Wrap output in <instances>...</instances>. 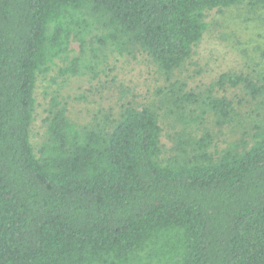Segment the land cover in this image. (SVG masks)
<instances>
[{
	"label": "trees",
	"instance_id": "trees-1",
	"mask_svg": "<svg viewBox=\"0 0 264 264\" xmlns=\"http://www.w3.org/2000/svg\"><path fill=\"white\" fill-rule=\"evenodd\" d=\"M244 3L264 7L0 0V264H264V118L217 159L212 135L195 137L209 117L224 127L236 116L214 88L241 87L256 100L264 85L225 73L196 94L176 81L159 91V106L83 127L52 97L44 141L30 138L37 80L68 59L71 42L81 51L61 76L96 75L109 54L140 53L169 80L201 41L206 13ZM159 109L184 133L167 159Z\"/></svg>",
	"mask_w": 264,
	"mask_h": 264
},
{
	"label": "rangeland",
	"instance_id": "rangeland-1",
	"mask_svg": "<svg viewBox=\"0 0 264 264\" xmlns=\"http://www.w3.org/2000/svg\"><path fill=\"white\" fill-rule=\"evenodd\" d=\"M207 30L194 47L191 59L173 74L163 78L153 62L144 54L131 56L107 54L108 59L96 75L82 70L79 75L61 76L60 70L78 56L77 42L70 44L67 60H56L46 75L37 80L34 98L36 107L31 126V143L37 146L45 139L46 109L52 97L67 109L72 123L83 127L118 120L125 108L142 109L159 106V91L174 82L183 83L185 91H207L225 73L242 75L264 85V7L250 8L246 3L224 10L206 13ZM90 45V44H89ZM93 46L96 47L93 43ZM90 46L83 48L88 57ZM212 97L233 102L236 116L231 124L217 127L209 117L195 133L212 135L209 148L214 159L234 152L240 140L251 134L264 118V95L253 100L241 87L220 90L214 88ZM162 158L174 155L178 139L184 136L182 126L159 109Z\"/></svg>",
	"mask_w": 264,
	"mask_h": 264
}]
</instances>
